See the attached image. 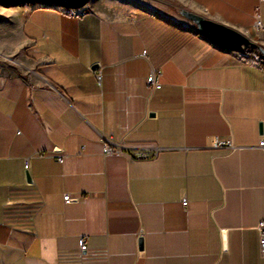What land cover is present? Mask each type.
Returning a JSON list of instances; mask_svg holds the SVG:
<instances>
[{"label":"crops","instance_id":"obj_1","mask_svg":"<svg viewBox=\"0 0 264 264\" xmlns=\"http://www.w3.org/2000/svg\"><path fill=\"white\" fill-rule=\"evenodd\" d=\"M21 1L0 41V264H264V61L163 7ZM158 1L264 47L258 0Z\"/></svg>","mask_w":264,"mask_h":264},{"label":"built area","instance_id":"obj_2","mask_svg":"<svg viewBox=\"0 0 264 264\" xmlns=\"http://www.w3.org/2000/svg\"><path fill=\"white\" fill-rule=\"evenodd\" d=\"M264 4V0H258V5L255 6L256 9H255V26L258 30H262L263 29V23L261 21V18H260V9L262 7V5ZM101 75L100 73L97 75V78L100 80L101 78ZM148 85L151 89H159L162 84L159 80V72L156 71V70H152L150 72V74L148 75ZM103 142V154L104 155H112V154H123L124 153V147H125V144L123 142H116L113 140L112 137H105L103 138L102 140ZM211 146L213 148H223V147H226V148H229L230 150H234L236 148V146H234L230 141H222V140H219L217 138H214L212 140V143H211ZM259 146L264 148V139L260 141L259 143ZM51 153L53 154H57V157H58V160L60 162L63 161L64 159V155L61 153V151H57V150H52ZM46 153L45 152H42V151H36L34 152L32 155L24 158L25 159V162H24V169H25V172L29 171L30 169V166H31V159L34 157V156H43L45 155ZM156 154L155 153H152V154H148L146 152H139L137 153L136 155H133V156H130L131 157V160H136V159H149V158H153L155 157ZM64 196V201L66 203H69V202H73L75 200H77V198L71 196V194H65L63 195ZM187 200H184L183 201V205H187ZM259 231V248H260V254L262 256H264V221H262L258 227H256ZM79 248H80V252L82 255L86 254L87 251H88V246H87V239L86 237H81L80 240H79Z\"/></svg>","mask_w":264,"mask_h":264},{"label":"water","instance_id":"obj_3","mask_svg":"<svg viewBox=\"0 0 264 264\" xmlns=\"http://www.w3.org/2000/svg\"><path fill=\"white\" fill-rule=\"evenodd\" d=\"M62 1V0H56ZM72 6L79 7L85 3V0H65ZM180 14L195 24L198 34L205 37L216 47H219L226 51H242L245 47H251L257 49L264 57V47L259 43L253 41L248 35L241 33L240 31L208 19L202 15L192 12L188 9H179ZM30 181V177H28ZM143 240L140 239V247L143 245Z\"/></svg>","mask_w":264,"mask_h":264},{"label":"rangeland","instance_id":"obj_4","mask_svg":"<svg viewBox=\"0 0 264 264\" xmlns=\"http://www.w3.org/2000/svg\"><path fill=\"white\" fill-rule=\"evenodd\" d=\"M86 1V0H85ZM99 2L101 4V7H106L107 9H111L115 11V13H126V11L133 10L135 7L139 6H146L149 8L155 9L156 7L159 9L161 7L166 8L165 10L168 12V14L173 15L176 19H178L180 22H183L184 24L195 26L192 22H190L188 19L183 17L179 10L173 9L168 4H163L161 1L158 0H94V2ZM158 1V2H157ZM21 0H0V41H2L3 36H8L7 32L13 30L16 25V16L14 13H11L9 11L11 8L15 7L16 4H22ZM64 2L68 6H72L68 1L62 0V1H56V0H32L31 4H45V3H51V4H58ZM72 6L71 8H73ZM74 7L73 9L75 10ZM12 28V29H11ZM15 35V34H12ZM253 41L257 42L255 38H253L251 35H248ZM251 47H245L243 50L245 52H249L251 50Z\"/></svg>","mask_w":264,"mask_h":264},{"label":"trees","instance_id":"obj_5","mask_svg":"<svg viewBox=\"0 0 264 264\" xmlns=\"http://www.w3.org/2000/svg\"><path fill=\"white\" fill-rule=\"evenodd\" d=\"M249 54L253 57H258V59L263 60L264 61V57L263 55L255 48H252L251 50H249Z\"/></svg>","mask_w":264,"mask_h":264}]
</instances>
